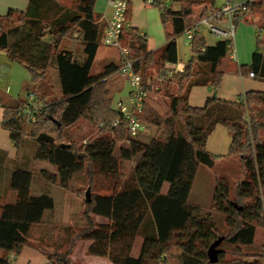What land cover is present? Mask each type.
Here are the masks:
<instances>
[{"label":"trees","instance_id":"1","mask_svg":"<svg viewBox=\"0 0 264 264\" xmlns=\"http://www.w3.org/2000/svg\"><path fill=\"white\" fill-rule=\"evenodd\" d=\"M96 1L76 0L67 6L61 0H29L30 12L11 10L0 15V50L29 70L32 92L43 104L36 120L29 123L19 113L25 99H0L6 111L2 124L19 150L24 137L30 136L37 144L35 158L57 167V172H36L15 166L10 183L14 198L0 203V247L5 250L0 264H15L14 258L27 245L41 249L50 264H74L73 248L84 239L92 241L90 254L108 257L115 264H264V241H258V230L264 227V91L250 90L237 100L215 94L203 107L189 104L193 86L209 85L215 91L221 87L224 70L220 64L229 58L233 39L209 44L196 31L184 69L158 82L160 72L154 75L149 71L155 53L147 50L144 37L130 26L123 41L136 58L135 70L152 92L154 84L161 83L157 91L168 100L164 111L150 101L145 103L140 117L157 131L147 139L133 137L113 107L115 90L109 76L118 66L110 64L104 71L92 73L101 44ZM176 2V8L164 6L163 1L154 3L164 6L161 19L167 41L158 56L162 68L167 62H178V37L209 12L220 9L216 0ZM244 4L247 9L236 13L233 22H252L259 34L252 63L243 68L264 81V0ZM131 10L132 5L129 19ZM17 25H26L27 48L23 44L12 47L10 30ZM75 40L84 45L85 55L80 60L73 50L63 47L65 41ZM51 67L58 79L54 89ZM218 125L227 127L232 136L227 157L240 162L242 176L233 195L230 181L215 172V193L207 208L190 202L189 197L199 167L213 168L219 159L207 148ZM99 176L109 184L108 190L93 192L88 201L87 188L79 180L92 188ZM36 177L79 197L81 209L62 227L65 249L46 251L29 238L34 228L51 226L44 215L55 206L49 191L33 192ZM166 183L169 188L165 192ZM247 210L255 218L245 217ZM97 216L107 221L100 222ZM220 216H224L228 233L220 229ZM137 236L143 237V244L136 257L132 250ZM220 236H225L219 246L222 251L218 261L211 262L208 249Z\"/></svg>","mask_w":264,"mask_h":264},{"label":"crops","instance_id":"2","mask_svg":"<svg viewBox=\"0 0 264 264\" xmlns=\"http://www.w3.org/2000/svg\"><path fill=\"white\" fill-rule=\"evenodd\" d=\"M167 2H176V0H163ZM230 3L240 4L244 3L247 0H228ZM138 3V7L144 8L146 4L142 1L136 0L133 2ZM225 3V0H222V5L218 6L221 8ZM16 12H30L31 6L29 0H0V15H5L9 11ZM95 11L99 17L98 21L101 26V34L102 30L105 27L106 23L110 19L112 15V7L109 3V0H97L95 4ZM161 12V11H160ZM133 17V16H132ZM160 20L161 14H160ZM159 19L154 20L153 22L144 24V27H147L145 31H140L138 29V33L144 37L147 50H153L155 56L158 57L160 52L162 51L165 43L167 41L166 31L164 27V32L162 31V27L159 26ZM26 25H17L11 28L10 38L12 40V47H21L27 48L26 36L24 35L27 28ZM130 26L137 29L139 26V22H135L133 18L130 19ZM206 27V26H205ZM21 28V30H20ZM207 28V27H206ZM20 32L18 33V31ZM210 31V30H209ZM211 32V31H210ZM213 33V32H212ZM202 34H205L202 31ZM215 34V33H213ZM259 31L257 27L252 22L241 21L235 25V31L233 36L234 46L228 59H223L220 67L224 70V74L222 77L221 87L215 91L209 85H196L191 88L189 93V104L192 106L203 107L206 105L207 101L213 95H217L221 99L225 100H237L238 97L250 90H259L264 91V81L258 79L256 76L252 77L249 75V72L245 66H248L252 63L253 54L257 49V39H258ZM21 37L19 42L17 39ZM29 36V34H28ZM215 39L213 41L208 40L209 44L216 43L217 40L223 38L222 36H218L215 34ZM155 38V41L152 42L151 39ZM188 43V41H187ZM178 44V42H177ZM191 45L190 43H188ZM101 46H106L100 44L94 63L99 55V49ZM109 47V46H108ZM113 48V47H112ZM29 49V48H28ZM108 49V48H107ZM27 50V49H26ZM73 50V49H71ZM105 50V49H104ZM116 50V51H115ZM74 51V50H73ZM109 52L108 60L110 64H116L117 66L121 63V58L119 54V50L114 48L115 55L110 57L112 50H106ZM192 54V53H191ZM110 57V58H109ZM105 59V58H104ZM186 56L181 54L179 45H178V64L180 67H185ZM109 64V65H110ZM16 61L11 60L6 51L0 50V99L3 101H13L15 99H25L27 96L23 95L24 83L28 81V77L25 76L24 73L21 74L23 76L20 77V69ZM94 66V64H93ZM113 72L110 74L109 79H111V85L115 90V96L121 95L124 93V97L121 96L119 99H124L128 95L129 86L126 79L120 77L118 73ZM115 74V76H113ZM118 75V76H117ZM118 81H121L118 83ZM9 88V90H7ZM127 87V90L126 88ZM31 91V90H30ZM29 91V92H30ZM28 92V93H29ZM153 94V93H152ZM151 94V95H152ZM155 98V96L153 97ZM150 96V102L153 99ZM153 105V101L151 102ZM154 106V105H153ZM156 107V106H154ZM157 108V107H156ZM6 111L5 107L2 103H0V203L3 201L10 200L14 198L13 191L11 189V176L15 166H20L32 171L40 172L41 170H49L51 172H57V167L48 161L38 160L35 158V153L37 151V144L33 138L30 136L24 137V140L21 144L20 150L15 145L14 140L11 137L10 131L3 126V120L5 119ZM140 135V134H139ZM232 141V136L224 125H218L213 133L209 136L207 142V148L212 153L219 156L217 161H226V163L233 164L234 162L231 158L227 157L230 144ZM202 167L200 166L198 169V173L200 172ZM208 172V171H207ZM207 173V179L209 180V191L211 190V194L213 195L214 184H215V175L212 173ZM196 175V178L198 176ZM209 174V175H208ZM196 178L194 184L196 182ZM191 190L190 196L192 194ZM32 190L34 193H41L43 191H49L53 196L55 201L54 208L48 209L45 212L44 220L53 225H57L59 223H70L74 214L77 213L81 209L79 197L77 193L72 190L65 189L58 184H53L46 181L43 178L34 179L32 184ZM67 191H69L67 193ZM69 198V199H68ZM190 199V197H189ZM62 201V208H60L59 213L54 212L57 208L59 202ZM199 205H205L202 200H197L192 202ZM63 211V212H61ZM100 222H106L107 219L101 216L96 217ZM51 225L50 227H52ZM30 238V237H29ZM32 240V239H30ZM91 240H78L73 248L71 257L74 264H115L108 257L99 256L90 254L88 252L89 246L91 244ZM143 244V237L137 236L135 246L132 250V254L134 256H139L141 252ZM5 254V250L0 247V257ZM14 258V256H11ZM15 264H50L47 256L39 249L35 247V245H27L23 248L22 252L16 256Z\"/></svg>","mask_w":264,"mask_h":264},{"label":"rangeland","instance_id":"3","mask_svg":"<svg viewBox=\"0 0 264 264\" xmlns=\"http://www.w3.org/2000/svg\"><path fill=\"white\" fill-rule=\"evenodd\" d=\"M61 2H63L67 6H73L75 4L76 0H61ZM137 5H138L137 2L134 3L132 10H131V18H133V20L135 22H139L140 27H137L136 30L138 31V29L140 28L139 29L140 31H145L147 27H144V24L146 25L147 23H150L156 19H159L160 22H158V23H159L160 28L162 27V31L164 32V34H165L164 24L160 20V14H161L160 11H162L163 7L166 5H169L173 8H176L178 6V4H176L175 2H167V1H164V4H163L164 6H161L160 4H143V5H145V7L139 8ZM221 5H222V0H216V6H221ZM203 33L205 34L207 39L211 40V41H213L216 37L215 34L210 32L209 29L206 28L205 26L203 27ZM151 41L154 42L155 38H152ZM177 42H178L181 54L186 56V59L188 60L191 57L192 51H191V45H189L187 43L186 33L180 35L177 39ZM63 47L73 49L75 52V57L79 60L82 59L83 56L85 55L84 45L79 41H76V40L75 41H65L63 44ZM106 50H112L110 57H113L115 55L116 50L114 51V48L108 47V46H101V48L99 49V55H98V57L94 63L93 68H92L93 74L100 73V72L104 71L106 66L110 64L109 63L110 61H108V62L106 61V60H108L107 59L108 56L106 57V55H109V52H107ZM105 53H106V55H105ZM17 64L20 65L19 66L20 77L23 76L21 74V71H22V73L25 74V76L28 77V81L24 83V89L22 92L23 95L27 96L28 92L30 90L32 91V89L34 87V84H33L32 79H31V74H30L29 70L23 64H20L18 62H17ZM161 69H162V67L158 63V57L154 56V62L151 63V65L149 67V71L153 72V74L156 75L157 73L160 72ZM50 71H51V76H50L51 81L50 82L53 84V89H54V86L55 87L58 86L57 72H56L54 67H51ZM115 74L113 76H115ZM160 85H161V83H155L154 84L153 92H154V90H156V93H153L151 95V97L153 98L155 96V98L152 99L153 105L156 106L157 109H159L160 111H164L167 108L166 101H168V100L163 95V92L157 91V87ZM125 88L127 90V87H125ZM121 96L124 97V93L114 97L113 107L115 106L117 100ZM82 122H84V120ZM145 125H146L145 129L140 133L139 138L147 139L151 135L155 134L157 131L156 126H152V125H148V124H145ZM89 128H91V127H89ZM89 128H88V130H89ZM92 133H96V130L93 131ZM129 164L126 163V166H129ZM201 167H202V169H200V172L198 173V176L196 178V182L194 184V189H193L192 194H191L190 199H189L190 202L202 200L205 203V205H203V206L207 207V208L212 205L213 197H214V193H215V188H216V181L214 184V190H213V195H212L211 190L209 191V188H211V186H209V180L207 179V173H209V171H211L210 173H212V171H213L214 175H215V172H217L220 174V176L226 177L230 181V184H231V193L233 195L235 194L234 192H235L236 184H237L238 180L240 179V177L242 176V170L240 167V162L238 160H235L233 164L232 163L231 164L226 163V161H221L218 163L216 162V165L213 168L212 167L210 168L206 165H202ZM79 181H80L79 183L82 187L87 188V189L89 188V187H86L85 182H83L82 180H79ZM75 185H76V183L74 184V186ZM108 185L109 184L107 183V181H104L103 178L99 176V177H97L96 186L90 188V192H91V194L93 192H98V193L106 192L108 190L107 189ZM168 188H169V184L166 183L164 186V191L166 192L168 190ZM87 189H86V191H87ZM86 191H85V194H86ZM68 192L69 191H67V193ZM62 206H63V204L61 201L58 203L57 208L53 211L59 213L60 208H62ZM61 212H63V211H61ZM244 216L248 217V218L252 217L253 216L252 211H250V210L245 211ZM219 219H220L221 231L224 233H228L229 228L224 222V216H220ZM258 222H261V220L260 221L258 220ZM64 224L65 223L57 224L58 226H55L56 230H54V231H53V226L52 227L39 226L38 228H34L32 230L29 237H30V239H32L31 240L32 242L39 244L46 251L51 252L54 249H58V250L65 249L67 244L65 242L66 233H65V231H63L64 228H62L64 226ZM45 225H47V224H45ZM51 225H53V224H51ZM258 241H264V227H260L258 230ZM222 247H225V244H223ZM228 257H229V255H228Z\"/></svg>","mask_w":264,"mask_h":264},{"label":"built area","instance_id":"4","mask_svg":"<svg viewBox=\"0 0 264 264\" xmlns=\"http://www.w3.org/2000/svg\"><path fill=\"white\" fill-rule=\"evenodd\" d=\"M136 0H109L112 7V15L105 27L102 30L100 42L103 45L113 47L119 50L121 63L118 66L116 73L125 78L129 92L126 98L118 99L115 108L120 112L122 121L129 129L130 135L137 137L144 129L145 123L142 121L140 114L144 109V105L149 101L153 93L151 88H148L144 83L143 75L137 72L134 68L136 58L132 54V49L123 41L125 31L130 27V19L128 12ZM146 4H154L163 0H139ZM247 7L244 3L234 4L225 0L224 5L218 11H211L200 22L186 31L187 41L192 44L194 33L196 31H203L206 26L211 32L223 38H233L235 31V23L233 17L236 13L246 10ZM222 14L226 15V19H222ZM231 53H234L233 51ZM184 67H180L178 63L167 62L160 70L156 81L163 82L169 79L177 71H182ZM249 75L255 77L253 71ZM8 87L7 90H9ZM26 103L20 109V114H23L29 123L36 120V115L41 109L43 104L36 101L34 92H29L25 98ZM118 121L114 122L117 125Z\"/></svg>","mask_w":264,"mask_h":264},{"label":"water","instance_id":"5","mask_svg":"<svg viewBox=\"0 0 264 264\" xmlns=\"http://www.w3.org/2000/svg\"><path fill=\"white\" fill-rule=\"evenodd\" d=\"M86 199L89 201L91 199V192L90 187L86 191ZM242 208V207H240ZM225 236L218 237L209 247L208 249V256L211 262H217L219 259V253L222 249L219 247L220 244L223 242Z\"/></svg>","mask_w":264,"mask_h":264}]
</instances>
